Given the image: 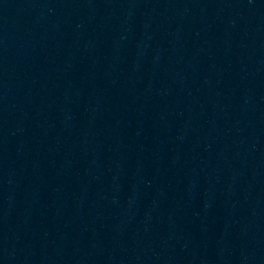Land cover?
<instances>
[{
  "label": "water",
  "instance_id": "water-1",
  "mask_svg": "<svg viewBox=\"0 0 264 264\" xmlns=\"http://www.w3.org/2000/svg\"><path fill=\"white\" fill-rule=\"evenodd\" d=\"M0 264H264V0H0Z\"/></svg>",
  "mask_w": 264,
  "mask_h": 264
}]
</instances>
